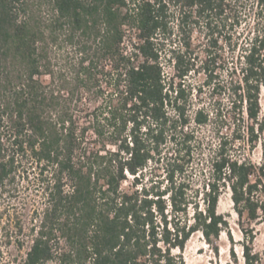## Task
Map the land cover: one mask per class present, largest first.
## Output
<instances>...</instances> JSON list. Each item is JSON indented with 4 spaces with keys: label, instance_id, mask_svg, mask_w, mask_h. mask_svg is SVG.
Here are the masks:
<instances>
[{
    "label": "trees",
    "instance_id": "16d2710c",
    "mask_svg": "<svg viewBox=\"0 0 264 264\" xmlns=\"http://www.w3.org/2000/svg\"><path fill=\"white\" fill-rule=\"evenodd\" d=\"M20 1L0 0V261L30 238L20 264H185L199 232L237 262L227 191L262 264L264 0H43L47 20ZM83 95L102 102L81 124ZM31 173L25 231L9 204Z\"/></svg>",
    "mask_w": 264,
    "mask_h": 264
},
{
    "label": "rangeland",
    "instance_id": "374dc122",
    "mask_svg": "<svg viewBox=\"0 0 264 264\" xmlns=\"http://www.w3.org/2000/svg\"><path fill=\"white\" fill-rule=\"evenodd\" d=\"M20 2H26L29 6V10H31V8L33 10H37L38 8L40 15L45 20L49 19L52 15L51 10L43 0H21ZM52 54L55 59V63L57 62L61 66L66 63L69 64L74 60V53L69 45H62V47H58L53 50ZM65 75L66 77H71L70 72H67ZM43 80L46 83L49 82L48 77H44ZM82 98L83 100L79 105V108L73 107L72 110L75 112L76 116L79 117L80 123L84 124L88 121V116L91 115L92 111L100 106L102 98L98 101L92 100L91 98V100H88V96L86 95H83ZM90 142L94 143L92 140H90ZM108 148L112 149L110 146ZM250 158L256 164L264 161V148L259 145L252 152ZM34 173H36V171ZM30 176V182L22 183L17 199L13 203L9 204V207H11L10 209H14L18 212L23 224L25 225V231H27L32 223H34L31 220L34 218L35 210L39 209L44 203L43 196L40 194V189L37 187V182L34 178L36 174L31 173ZM124 187L127 188V184H124ZM218 212L225 215L229 222V230L234 242L233 250L236 255L237 262H234L232 256L230 255L229 248L231 244L226 233H222L219 241L217 242L219 252L218 255H216L214 250L205 243L202 235L198 232L191 236L186 243L183 253H181L185 264H243L241 248L242 234L239 231L237 216L233 211L230 195L227 191L220 197ZM255 229L256 236L253 242V250L261 255L262 264H264V227L262 225H257ZM29 247L30 238H25L22 251L17 253L15 248H12L9 255H5L2 261H0V264H20ZM174 254L179 255V252L174 251ZM11 255H14L17 258L16 262L11 259Z\"/></svg>",
    "mask_w": 264,
    "mask_h": 264
}]
</instances>
